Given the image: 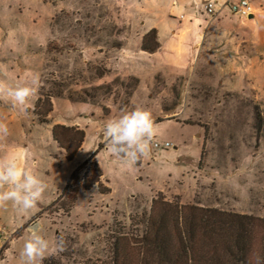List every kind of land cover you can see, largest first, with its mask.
Returning a JSON list of instances; mask_svg holds the SVG:
<instances>
[{"label": "rangeland", "instance_id": "374dc122", "mask_svg": "<svg viewBox=\"0 0 264 264\" xmlns=\"http://www.w3.org/2000/svg\"><path fill=\"white\" fill-rule=\"evenodd\" d=\"M211 1L0 0V80L39 77L26 110L0 101L9 128L0 158L13 157L48 184L31 212L0 208V264H22L37 221L54 249L42 264H144L142 238L160 196L264 218V74L237 79L220 52L193 36L192 18L173 10L202 16ZM153 30L155 55L141 50ZM134 108L149 111L157 127L141 167L110 153L103 136L108 120ZM65 122L85 131L75 161L96 154L76 177L98 162L109 194L65 191L70 165L51 134Z\"/></svg>", "mask_w": 264, "mask_h": 264}, {"label": "trees", "instance_id": "16d2710c", "mask_svg": "<svg viewBox=\"0 0 264 264\" xmlns=\"http://www.w3.org/2000/svg\"><path fill=\"white\" fill-rule=\"evenodd\" d=\"M159 49L157 31L153 30L144 37L141 50L154 54ZM52 112L51 106L48 115ZM51 134L65 159L74 160L83 147L85 131L56 124ZM95 158L93 154L72 174L65 188L67 193L76 195L81 187L85 190L97 187L102 194L111 192L103 184L98 162L93 164L92 173L85 170L83 179L76 177ZM203 158L204 148L200 168ZM141 165L142 159L136 163L138 167ZM147 228L142 238L144 264H253L255 255L264 257V218L194 205L180 206L165 202L160 196L152 202Z\"/></svg>", "mask_w": 264, "mask_h": 264}, {"label": "clouds", "instance_id": "9594fccd", "mask_svg": "<svg viewBox=\"0 0 264 264\" xmlns=\"http://www.w3.org/2000/svg\"><path fill=\"white\" fill-rule=\"evenodd\" d=\"M39 77L31 81L11 84L0 80V101L11 102L13 107L26 110L38 91ZM9 134L8 125L0 120V138ZM157 135V127L149 111L134 108L124 112L104 125L103 136L110 153L121 157L129 164H136L146 158ZM48 188L45 180L35 172L21 168L17 161L6 156L0 158V208L11 204L19 213L35 209ZM29 238L20 251L22 264H42L50 250V241L42 236L39 221L27 229ZM59 241L56 245L62 250ZM253 264H264V257L255 255Z\"/></svg>", "mask_w": 264, "mask_h": 264}, {"label": "crops", "instance_id": "0c3cea01", "mask_svg": "<svg viewBox=\"0 0 264 264\" xmlns=\"http://www.w3.org/2000/svg\"><path fill=\"white\" fill-rule=\"evenodd\" d=\"M235 1L238 0H217L214 3L212 1L209 2L214 5L216 10L215 17H211L207 13H204L202 16L187 13L184 10H179V7L173 10H177V12L184 13L192 18L193 36H200L201 39L204 38L207 41L205 44L209 52L210 50L212 52H220L219 55L221 56L222 63L229 65L226 71L232 74L235 73L234 75L237 79L252 82L259 75L264 74V66H262L264 65V0H248L253 7V13L247 19L231 13L228 3ZM183 8L185 9L184 6ZM215 47L216 49L214 50ZM157 53L158 51L152 55ZM242 63L250 66L242 69ZM252 89H255V87L252 86ZM60 124L71 127L80 126L79 124H67L66 122ZM76 158L77 155L72 161L64 159L70 165L69 175L64 187L74 171L84 163L75 161ZM61 159L63 158L61 157ZM144 159L142 158V161ZM159 192L166 193L167 189H161Z\"/></svg>", "mask_w": 264, "mask_h": 264}, {"label": "built area", "instance_id": "2783aa9c", "mask_svg": "<svg viewBox=\"0 0 264 264\" xmlns=\"http://www.w3.org/2000/svg\"><path fill=\"white\" fill-rule=\"evenodd\" d=\"M228 6L231 13H233L234 15H239L243 18H249L253 13V7L250 5L248 0H238L235 2H229ZM205 11L211 17H215L216 15V10L214 8L213 3H208L205 7ZM171 146V143H165L164 145L160 143L154 144L155 148H171Z\"/></svg>", "mask_w": 264, "mask_h": 264}]
</instances>
